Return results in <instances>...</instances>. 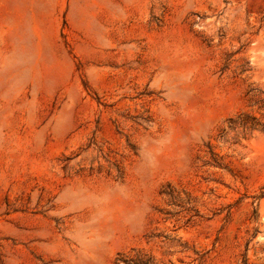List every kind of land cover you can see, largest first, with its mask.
<instances>
[{
    "label": "rangeland",
    "instance_id": "rangeland-1",
    "mask_svg": "<svg viewBox=\"0 0 264 264\" xmlns=\"http://www.w3.org/2000/svg\"><path fill=\"white\" fill-rule=\"evenodd\" d=\"M0 264H264V0H0Z\"/></svg>",
    "mask_w": 264,
    "mask_h": 264
}]
</instances>
